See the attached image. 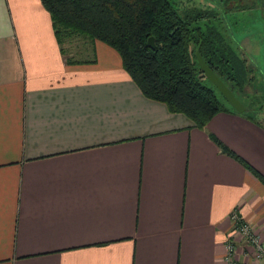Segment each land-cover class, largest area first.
Returning a JSON list of instances; mask_svg holds the SVG:
<instances>
[{"label": "crops", "instance_id": "1", "mask_svg": "<svg viewBox=\"0 0 264 264\" xmlns=\"http://www.w3.org/2000/svg\"><path fill=\"white\" fill-rule=\"evenodd\" d=\"M89 50L69 63L42 0H0V264H224L234 210L264 243V181L213 138L264 176L254 95L202 129Z\"/></svg>", "mask_w": 264, "mask_h": 264}, {"label": "trees", "instance_id": "2", "mask_svg": "<svg viewBox=\"0 0 264 264\" xmlns=\"http://www.w3.org/2000/svg\"><path fill=\"white\" fill-rule=\"evenodd\" d=\"M225 10H246L261 0H222ZM50 12L61 44L65 38L84 36L100 40L120 54L125 70L143 94L165 103L172 113H182L205 129L221 111L233 110L205 83L197 49L206 63L245 104L242 95L252 80L247 59L214 24L217 6L182 5L172 0H42ZM154 37L156 48L149 45ZM67 53V51H66ZM69 63L77 62L72 57ZM253 105L254 99L250 101ZM246 112L250 111V104ZM221 151L241 161L256 176H264L217 137Z\"/></svg>", "mask_w": 264, "mask_h": 264}, {"label": "rangeland", "instance_id": "3", "mask_svg": "<svg viewBox=\"0 0 264 264\" xmlns=\"http://www.w3.org/2000/svg\"><path fill=\"white\" fill-rule=\"evenodd\" d=\"M172 1L180 7L185 4L206 6V3L217 6L219 13L214 24L226 35L235 49L246 57L251 68V81L254 82V86L252 82L249 83L245 92L254 95V106L264 107V3L262 0L257 8L231 11L225 10L222 0ZM239 41L242 46L238 45ZM89 46L90 40L84 36L73 35L65 38L66 51L68 50L69 54L74 55L75 59L87 58L90 51ZM205 83L212 86V82L207 77ZM216 92L225 104H230L219 90Z\"/></svg>", "mask_w": 264, "mask_h": 264}, {"label": "built area", "instance_id": "4", "mask_svg": "<svg viewBox=\"0 0 264 264\" xmlns=\"http://www.w3.org/2000/svg\"><path fill=\"white\" fill-rule=\"evenodd\" d=\"M231 232L226 241V253L224 256V264H238V240L245 239L246 243L252 248L253 260L251 264L264 263V243L261 236L253 229L238 210H234L230 214Z\"/></svg>", "mask_w": 264, "mask_h": 264}, {"label": "water", "instance_id": "5", "mask_svg": "<svg viewBox=\"0 0 264 264\" xmlns=\"http://www.w3.org/2000/svg\"><path fill=\"white\" fill-rule=\"evenodd\" d=\"M262 2L264 3V0H262ZM148 43L153 49L156 48L154 37H150ZM196 53L199 65L203 71L202 76L207 77L238 112H244L246 110V105L235 95L232 89L220 78V76L216 74V72L206 63L200 53V48L197 49Z\"/></svg>", "mask_w": 264, "mask_h": 264}]
</instances>
